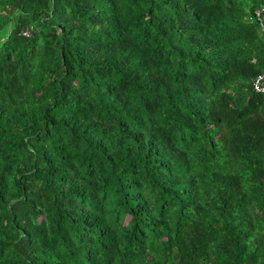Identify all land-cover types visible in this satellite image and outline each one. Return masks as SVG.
Here are the masks:
<instances>
[{
  "label": "trees",
  "instance_id": "16d2710c",
  "mask_svg": "<svg viewBox=\"0 0 264 264\" xmlns=\"http://www.w3.org/2000/svg\"><path fill=\"white\" fill-rule=\"evenodd\" d=\"M264 0H0V264H264Z\"/></svg>",
  "mask_w": 264,
  "mask_h": 264
},
{
  "label": "built area",
  "instance_id": "2783aa9c",
  "mask_svg": "<svg viewBox=\"0 0 264 264\" xmlns=\"http://www.w3.org/2000/svg\"><path fill=\"white\" fill-rule=\"evenodd\" d=\"M257 92H264V74L260 75L253 83Z\"/></svg>",
  "mask_w": 264,
  "mask_h": 264
}]
</instances>
